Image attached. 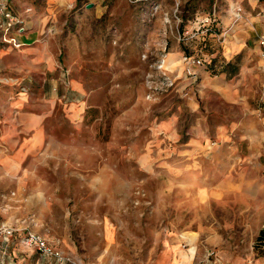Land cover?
<instances>
[{
	"label": "rangeland",
	"instance_id": "374dc122",
	"mask_svg": "<svg viewBox=\"0 0 264 264\" xmlns=\"http://www.w3.org/2000/svg\"><path fill=\"white\" fill-rule=\"evenodd\" d=\"M93 1L30 0L49 70L0 69L2 105L41 116L25 134L0 109V264H264L240 188L264 77L235 28L264 0Z\"/></svg>",
	"mask_w": 264,
	"mask_h": 264
},
{
	"label": "crops",
	"instance_id": "0c3cea01",
	"mask_svg": "<svg viewBox=\"0 0 264 264\" xmlns=\"http://www.w3.org/2000/svg\"><path fill=\"white\" fill-rule=\"evenodd\" d=\"M20 1L21 2L14 1L12 3V8L25 19H29V25H24L22 32L18 35L19 41L24 44L20 49H13L0 44V69L6 73H10L12 70L16 74H19L17 72H21V70H26L27 68L33 70L28 71L29 74L36 75V70L47 72V70H49V55L51 56V53L49 52V37H47V35L44 37L43 33L48 25L39 24L37 19L38 8H35V10L31 8V11L27 13L23 12L24 8L30 5V0ZM89 2L95 3L93 0H89ZM237 3L240 4V0H238ZM249 5L251 6L250 8H243L244 15L246 16L245 20L241 19L240 24L235 27L237 29L246 30L247 32L245 31V34H240L241 40L239 37H237V39L239 42L241 41V44L255 48L257 54L261 57L262 63L263 58L261 52L263 48L259 45L258 39L260 36H264V13L259 12L254 15L255 13H253L252 10L254 3L250 2ZM242 23L244 24L242 25ZM230 57L232 56L230 55ZM40 66H43V68H40ZM223 71L227 72V76L232 75L228 70ZM262 75L264 77L263 72ZM56 88L57 86L54 87L57 91ZM6 93L0 88V109L5 108L6 110L15 111L14 117L23 122V125L20 127L21 132L34 135L40 134L41 116L39 114L23 113L20 110L24 109L23 106H25V104L19 100L21 99L22 92H19L20 94L17 95V97L15 96V98L14 95L8 96L12 99L7 101V106L4 107L2 102L4 98L5 100L7 99L8 93L5 96ZM245 116L256 120V123L259 120L261 128H246L244 137L245 149L247 152L240 158L242 161L241 172L246 178L244 183L240 184V188L242 186V189L247 193V196L251 200L259 195L261 197L262 205L264 206V152L259 153L258 156L250 157L253 151L257 149V144H261V149L264 150V107L258 105L253 109V113ZM5 131V125H0V136Z\"/></svg>",
	"mask_w": 264,
	"mask_h": 264
},
{
	"label": "built area",
	"instance_id": "2783aa9c",
	"mask_svg": "<svg viewBox=\"0 0 264 264\" xmlns=\"http://www.w3.org/2000/svg\"><path fill=\"white\" fill-rule=\"evenodd\" d=\"M17 0H0V44L11 47L13 49H20L22 47L18 35L22 32L24 27V17L14 11L12 3ZM31 8L25 7L24 13L30 12ZM259 45L263 48L261 56L263 58L261 63V70L264 73V36L258 39ZM192 66L201 64L200 59H191ZM28 244H35L39 249L49 250L45 242L34 234H29L26 238Z\"/></svg>",
	"mask_w": 264,
	"mask_h": 264
},
{
	"label": "trees",
	"instance_id": "16d2710c",
	"mask_svg": "<svg viewBox=\"0 0 264 264\" xmlns=\"http://www.w3.org/2000/svg\"><path fill=\"white\" fill-rule=\"evenodd\" d=\"M228 68H231L228 70ZM236 66L233 65L232 62H228L226 65L223 66L222 70H228L230 74H234L236 72ZM256 243L260 245H264V228L261 229L256 237Z\"/></svg>",
	"mask_w": 264,
	"mask_h": 264
},
{
	"label": "water",
	"instance_id": "95a60500",
	"mask_svg": "<svg viewBox=\"0 0 264 264\" xmlns=\"http://www.w3.org/2000/svg\"><path fill=\"white\" fill-rule=\"evenodd\" d=\"M86 6H87V7H90V6H91V4H90V3H88Z\"/></svg>",
	"mask_w": 264,
	"mask_h": 264
}]
</instances>
